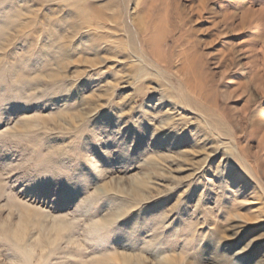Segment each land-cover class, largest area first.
Listing matches in <instances>:
<instances>
[{
	"label": "rangeland",
	"instance_id": "374dc122",
	"mask_svg": "<svg viewBox=\"0 0 264 264\" xmlns=\"http://www.w3.org/2000/svg\"><path fill=\"white\" fill-rule=\"evenodd\" d=\"M0 264H264V0H0Z\"/></svg>",
	"mask_w": 264,
	"mask_h": 264
},
{
	"label": "snow or ice",
	"instance_id": "6c2138e0",
	"mask_svg": "<svg viewBox=\"0 0 264 264\" xmlns=\"http://www.w3.org/2000/svg\"><path fill=\"white\" fill-rule=\"evenodd\" d=\"M67 163H69V164H70V163H72V161H68Z\"/></svg>",
	"mask_w": 264,
	"mask_h": 264
}]
</instances>
